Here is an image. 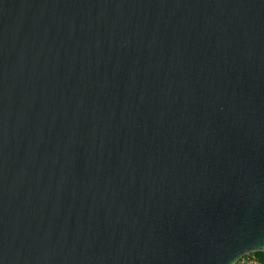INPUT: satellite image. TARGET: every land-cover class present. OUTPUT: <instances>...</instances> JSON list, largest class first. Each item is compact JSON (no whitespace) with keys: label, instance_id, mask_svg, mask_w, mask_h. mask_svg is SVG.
<instances>
[{"label":"water","instance_id":"95a60500","mask_svg":"<svg viewBox=\"0 0 264 264\" xmlns=\"http://www.w3.org/2000/svg\"><path fill=\"white\" fill-rule=\"evenodd\" d=\"M264 253V0H0V264Z\"/></svg>","mask_w":264,"mask_h":264},{"label":"built area","instance_id":"2783aa9c","mask_svg":"<svg viewBox=\"0 0 264 264\" xmlns=\"http://www.w3.org/2000/svg\"><path fill=\"white\" fill-rule=\"evenodd\" d=\"M234 264H261L255 253H247L239 257Z\"/></svg>","mask_w":264,"mask_h":264},{"label":"trees","instance_id":"16d2710c","mask_svg":"<svg viewBox=\"0 0 264 264\" xmlns=\"http://www.w3.org/2000/svg\"><path fill=\"white\" fill-rule=\"evenodd\" d=\"M255 255H256L257 259L259 260V262L261 264H264V253H262V252H255Z\"/></svg>","mask_w":264,"mask_h":264}]
</instances>
